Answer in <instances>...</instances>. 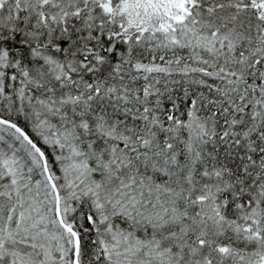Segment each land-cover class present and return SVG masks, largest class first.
Instances as JSON below:
<instances>
[{
    "label": "snow or ice",
    "instance_id": "snow-or-ice-1",
    "mask_svg": "<svg viewBox=\"0 0 264 264\" xmlns=\"http://www.w3.org/2000/svg\"><path fill=\"white\" fill-rule=\"evenodd\" d=\"M0 264H264V0H0Z\"/></svg>",
    "mask_w": 264,
    "mask_h": 264
}]
</instances>
